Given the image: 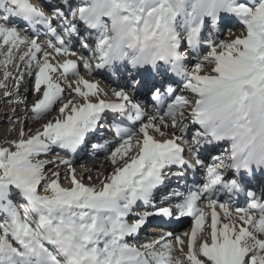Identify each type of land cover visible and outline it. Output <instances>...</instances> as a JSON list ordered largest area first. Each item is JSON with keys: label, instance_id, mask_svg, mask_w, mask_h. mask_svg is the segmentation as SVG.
Listing matches in <instances>:
<instances>
[{"label": "snow or ice", "instance_id": "obj_1", "mask_svg": "<svg viewBox=\"0 0 264 264\" xmlns=\"http://www.w3.org/2000/svg\"><path fill=\"white\" fill-rule=\"evenodd\" d=\"M53 9L46 13L30 0H0V89L10 99L28 85L31 104L27 96L15 103L25 106V121L40 123L38 128L23 123L8 146L0 145V264H264V200L249 193L246 207H233L211 195L222 183L229 192L239 191L235 180L224 183L225 171L248 169L254 158L257 166L264 163V0H58ZM221 11L241 20L244 35L209 40L207 55L186 68L178 52L182 41L195 48L204 17L215 28ZM13 18L33 34L35 25H43L49 38L38 42L39 36L14 26ZM80 22L95 33L94 48L80 40L92 53L79 57L88 73L93 61L95 69L125 60L134 68L171 63L184 78L183 91L156 88L151 93L156 111L147 113L133 95L144 87L140 81L114 89V101L101 98L97 85L83 78L74 88L62 86L51 74L60 68L64 78L79 77L77 61L54 66L49 49L76 55L70 45ZM109 111L132 127L115 126L117 146L106 156L111 172L103 178L89 175L95 182L85 184L70 160L40 159L54 147L77 153ZM150 130L168 138L157 140ZM222 141L229 144L223 156L213 157L216 162L206 164L197 155L199 146ZM93 147L109 149L107 143ZM186 150L206 169L205 181L196 191L174 192L154 205L165 170L188 163ZM57 163L67 169L63 178L69 187L62 186L58 170L46 175L47 166ZM138 202L154 210L138 211ZM173 217H191L190 229L136 242L152 219Z\"/></svg>", "mask_w": 264, "mask_h": 264}, {"label": "bare ground", "instance_id": "obj_2", "mask_svg": "<svg viewBox=\"0 0 264 264\" xmlns=\"http://www.w3.org/2000/svg\"><path fill=\"white\" fill-rule=\"evenodd\" d=\"M222 12V11H221ZM220 12V13H221ZM218 14V16H221V14ZM226 17V15H225ZM222 20V18H221ZM182 21V19H181ZM181 21H178V24L181 23ZM225 20H222V22H224ZM15 26V25H14ZM220 26V25H219ZM18 27V26H17ZM28 34L29 35H36V34H33L30 31H28ZM222 33L219 32L218 30L216 32H210L209 30H204L203 32H201V35H202V40H203V45H205L203 48L201 47L202 51H205L208 53V51L210 50L209 48V43H208V40H212L213 39V43H218L219 41H222L223 40V35H221ZM38 36V35H36ZM207 37V40L204 39ZM46 41V39L44 37H40L39 36V41L38 42H41L42 44ZM226 41V40H224ZM186 50H187V54H189L190 52V48L186 42ZM49 51L51 52V56L49 57V60H50V63H52L54 66H57L58 63H63V61L65 59H72V60H75L77 61V65H78V68H77V71L80 73V70H83L85 71L86 75H85V78L83 79H86L88 80L90 83H95L97 85V90L100 92V94H104L106 93L105 90H103V84L107 85L109 87V81L110 79L108 77H106L105 75H103V72L101 71V68L100 69H95L94 67V64L96 63V61H93V69H92V72L91 73H88L86 70L83 69L82 67V62L80 61L79 58L77 57H74V58H69V56H64L63 54H57L55 53L54 50L52 49H49ZM92 54L91 53H87V56H91ZM52 56L55 58V59H59V62L57 63H53V59H52ZM79 57V56H78ZM4 57L3 56H0V60H3ZM203 57H201V55H197L195 56L192 61L195 62V64L197 62H199L200 60H202ZM190 65H192V62L191 63H187ZM195 64L194 66H192L191 68L195 67ZM201 72H205L203 69ZM2 74H3V67L0 66V78H2ZM200 74H207L206 72L205 73H200ZM51 75H53L54 77L60 79V82L62 84V86L64 87H67L68 84H71L72 86L76 84V80L81 78V77H77V76H73L71 73L67 74V77L64 78V75H63V70L58 68L57 69V72L56 73H52ZM73 79V80H72ZM124 86H127V87H124ZM129 85H125V80H120L117 84H112V89L111 92L114 90V89H127ZM28 85H24L21 87L20 89V92H21V96H15L13 95L10 99H6L3 95V92L4 90L3 89H0V145H3V146H8V141L12 140V139H15L18 135V129L23 125V123H28L30 127L32 128H38L40 127V123L38 122H35V121H25L23 119V116L25 114V106L23 104L17 106V104L15 103L16 100H19L21 99L23 96H27V104H31L34 96L32 94V92L29 90V91H25V88H27ZM75 87V86H74ZM81 88L82 90H86L83 88V86L81 85ZM67 94V92H66ZM75 92L74 91H71V96H75ZM108 96V95H107ZM116 98L113 97L110 101H114ZM146 112L147 113H154L152 110H150L148 107H146ZM56 114V113H54ZM139 125L137 124L136 127H138ZM127 127H132V126H127ZM197 127L198 126H193L192 127V131L193 130H197ZM153 133L152 131H150V134ZM156 133H154L155 135ZM168 138L167 136L165 137H161L159 136L157 139L158 140H161V139H166ZM188 139L191 140V132L188 134ZM117 146V142H114L112 143L110 146H109V149L108 151H100L99 153H97L95 156H88V155H83L81 156L80 158L83 160L81 163L79 164H83V166L80 168V169H77L76 168V161H78L77 159H72L70 158L68 155H66L63 151V149H60L58 147H54L52 152L49 153V154H46V155H41L40 159H46V160H57V158H61V159H67V160H70L71 163H72V166L76 169V174L79 178H82L83 179V182L85 184H92L95 182V180H89L88 179V176L91 175L92 177L96 178L98 175L100 176V178H103V174H106V173H110L111 172V166H110V161H108L106 159V156L108 154H110V151L114 149V147ZM79 155H82V154H85V151L83 149H79L78 152H77ZM76 158V157H75ZM256 169H257V172H260L261 171V168L262 166H257L255 164H253ZM53 169L55 170H58L60 173H61V178L63 177V174L67 171V169L65 168L64 165L62 164H59L57 163L56 165H48L46 170L49 175H51V172L53 171ZM203 171H206V169L204 167H201V171L200 172H203ZM47 175V174H46ZM205 180H200V182H204ZM67 182H68V185L66 187H69L70 186V180L67 179ZM221 203H224V202H227L229 203L226 198L222 199L220 201ZM231 204V203H229ZM233 207H246L247 204L246 203H241V204H232ZM206 211H208L210 213V209H206ZM217 212H218V215L221 219V223L223 222H226L224 221L223 219V212L222 210H220L219 208H217ZM210 220H211V217L210 215L206 218V222H205V225L208 226L210 224ZM191 224H192V219L190 221V225L181 229V230H177L176 234H180L182 232H185V231H188L191 227ZM241 226H245L247 227V225H243L242 222H241ZM153 227H157V225H154ZM151 234H158L160 233L162 230L160 229H156V230H153V228L150 230ZM164 233V232H163ZM160 235H164V234H160ZM150 236V235H149ZM137 239V238H136ZM151 238L149 237V240L145 243H148L150 242ZM153 239H159V237H154ZM136 242L138 243V240H136Z\"/></svg>", "mask_w": 264, "mask_h": 264}, {"label": "rangeland", "instance_id": "obj_3", "mask_svg": "<svg viewBox=\"0 0 264 264\" xmlns=\"http://www.w3.org/2000/svg\"><path fill=\"white\" fill-rule=\"evenodd\" d=\"M237 2L239 3V2H244V3H247L248 2V0H237ZM259 2V0H257V3ZM221 18H222V20H224V17H225V15H226V17H228L227 15L229 14L228 12H224V11H222L221 13ZM234 15V14H233ZM235 16V15H234ZM236 17V16H235ZM236 18H238V17H236ZM239 19V18H238ZM222 20H221V22H222ZM220 25V26H219ZM218 25V27H217V29L214 31V32H216L217 30L219 31V32H221L222 34L221 35H223L224 37H223V40H230V39H234L236 36H243L244 35V29H243V25L241 24V26H240V28H237L236 29V31L234 30V31H232V30H230V27H226V29H225V33H224V30H223V27H224V24H223V22L221 23V24H219ZM16 26V25H15ZM210 31V30H209ZM231 31V32H230ZM204 39H206L207 40V37L206 38H204ZM203 52H205L206 54H207V52H206V50L205 51H203ZM80 55H81V53H80ZM80 55H78V54H76V55H69V58H74V57H77V58H79L80 57ZM83 55H85L86 57H87V53H84ZM79 56V57H78ZM201 57H204V55H201ZM52 59H53V63H56V65H57V63L59 62V59H55L53 56H52ZM192 62V65H190L189 66V64H187L188 65V69H192L191 67L192 66H194V64H195V62L194 61H188L187 63H191ZM59 64V63H58ZM194 68V67H193ZM201 73H205V72H201ZM85 75H86V73H85V71H83V70H80V73H79V77H81V78H85ZM73 80V79H72ZM121 80H123V79H121ZM131 83V82H130ZM125 85H126V83H125ZM74 86H76V84L75 85H73V88H74ZM124 87H127V86H124ZM182 88H183V85H182ZM103 90H105V92L107 93V95L108 96H106V97H104L102 94H101V98H106L107 100L108 99H112L114 96L112 95V92H111V90L109 89V87L107 86V85H105V84H103ZM94 99V98H93ZM151 131V130H150ZM152 135H154V133H151ZM160 135L159 134H155L154 135V138L155 139H157L158 137H159ZM158 140V139H157ZM66 155H68V153L64 150L63 151ZM69 156V155H68ZM83 165H79V166H76V168L77 169H80L81 167H82ZM46 172H47V170H46ZM47 175H49L48 173H46ZM61 183H62V186L63 187H66L67 185H68V182H67V179H65V178H61ZM15 198H17L18 199V197L17 196H15ZM17 199H15V200H17ZM147 233H149V235H148V238L150 237L151 239H153V237H151V236H153V234H151V233H153V232H151L150 230H148V232ZM155 234V233H154ZM142 237H145V238H147L146 236H142ZM150 239V240H151ZM136 240H138V243H143V242H140L139 240H140V238L138 239H136ZM149 239H147V241H148ZM145 242V241H144Z\"/></svg>", "mask_w": 264, "mask_h": 264}, {"label": "clouds", "instance_id": "obj_4", "mask_svg": "<svg viewBox=\"0 0 264 264\" xmlns=\"http://www.w3.org/2000/svg\"><path fill=\"white\" fill-rule=\"evenodd\" d=\"M193 2H195V0H193ZM209 7H210V5H209ZM189 10H191V7H189ZM119 23H120L121 29L123 30L125 26L123 25L122 22H119ZM109 31H111V25H109ZM252 164H255L256 165L255 158L253 159V163ZM252 164H250V165H252ZM259 166H264V163H261Z\"/></svg>", "mask_w": 264, "mask_h": 264}]
</instances>
